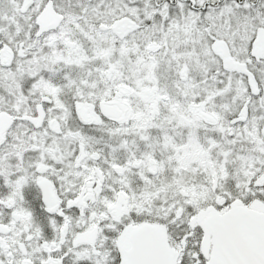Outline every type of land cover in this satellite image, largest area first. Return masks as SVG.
I'll list each match as a JSON object with an SVG mask.
<instances>
[{
	"label": "snow or ice",
	"instance_id": "snow-or-ice-1",
	"mask_svg": "<svg viewBox=\"0 0 264 264\" xmlns=\"http://www.w3.org/2000/svg\"><path fill=\"white\" fill-rule=\"evenodd\" d=\"M0 264H264V0H0Z\"/></svg>",
	"mask_w": 264,
	"mask_h": 264
}]
</instances>
